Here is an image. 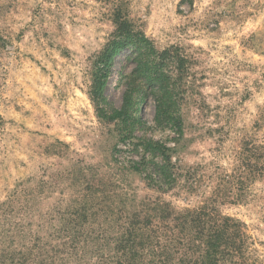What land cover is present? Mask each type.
<instances>
[{"label": "rangeland", "instance_id": "obj_1", "mask_svg": "<svg viewBox=\"0 0 264 264\" xmlns=\"http://www.w3.org/2000/svg\"><path fill=\"white\" fill-rule=\"evenodd\" d=\"M122 32L154 49L179 110L166 191L129 168L138 126L127 134L91 101L105 54L104 111L128 85L149 90L133 49L107 54ZM153 100L140 123L173 148ZM206 203L241 225L246 264H264V0H0V251L71 234L85 258L98 244L108 254L129 217L155 224Z\"/></svg>", "mask_w": 264, "mask_h": 264}, {"label": "trees", "instance_id": "obj_2", "mask_svg": "<svg viewBox=\"0 0 264 264\" xmlns=\"http://www.w3.org/2000/svg\"><path fill=\"white\" fill-rule=\"evenodd\" d=\"M122 33L124 37L118 36L107 54H110L113 61L120 48L133 49L136 70L138 67L142 69V76L149 90L141 84H131V87L128 85L123 92L120 107L104 111L106 97L103 93V78L108 67V63L103 62L105 54L99 59L101 65L104 64L99 68L103 72L97 75L91 87V101L102 118L115 120L127 134H130L128 130L138 126L142 134L139 138H134L136 142H132L130 147L140 157L129 161V168L137 173L146 172L143 174L146 185H155L158 190L166 191L176 181L170 154L176 151L183 134L179 110L169 106L167 102V94L161 86L162 64L156 56L151 58L155 53L154 49L144 38L130 39L129 33ZM151 97L154 99L152 122L158 127L171 126L170 132L176 137L173 148L147 137L146 130L142 127L146 121L140 123V106L146 105ZM162 219L153 224L154 218L149 214L129 217L122 228V234L116 239L111 238V242L108 240V244H114L113 251L106 254L104 245L98 244L89 258H85L86 250L77 245V236H57L60 240L55 245L42 236L30 235L28 243L19 247L20 249L3 248L0 251V264H246V236L241 225L216 214L212 204L206 203L194 213L183 211L172 218L162 216ZM148 226L149 230L145 231ZM48 236L54 239L53 235ZM9 240L15 241L12 236H9Z\"/></svg>", "mask_w": 264, "mask_h": 264}]
</instances>
